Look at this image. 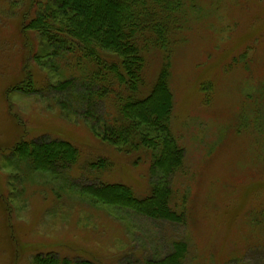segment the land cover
Here are the masks:
<instances>
[{"label":"rangeland","instance_id":"rangeland-1","mask_svg":"<svg viewBox=\"0 0 264 264\" xmlns=\"http://www.w3.org/2000/svg\"><path fill=\"white\" fill-rule=\"evenodd\" d=\"M39 1L0 0V264H32L54 252L143 264L168 254L178 239L189 244L187 264H264V99L255 94L264 82V0H184L187 20L170 66L173 133L186 157L175 182L182 224L80 192L86 183L105 181L146 196L151 158L115 149L80 111L62 108L63 99L69 107L78 103L47 86L50 78L62 79L45 57L48 43L24 33ZM160 66L153 53L148 81ZM31 77L36 92L18 90H27ZM42 138L73 143L78 163L58 174L32 169L16 147ZM101 160L107 168L93 165Z\"/></svg>","mask_w":264,"mask_h":264},{"label":"trees","instance_id":"trees-1","mask_svg":"<svg viewBox=\"0 0 264 264\" xmlns=\"http://www.w3.org/2000/svg\"><path fill=\"white\" fill-rule=\"evenodd\" d=\"M185 3L184 0H41L23 25L24 33L33 31L42 42L48 43L50 51L45 57L50 58L51 69L62 77L55 84L48 79L47 86L78 103L69 107L63 99L62 108L80 111L82 120L89 119L96 135L115 149L136 155L138 160L142 153L150 155L154 179L146 196H139L128 184L105 181L86 183L80 192L104 205L179 224L186 219L178 206L175 182L184 170L186 157L173 133L175 101L170 87V66L187 20ZM153 53L160 54L161 66L155 79L148 81L149 57ZM34 58L39 62L43 56ZM60 63L67 72L59 67ZM46 64L40 65L49 71ZM32 78L27 90L25 87L18 90L36 92ZM262 84L255 94L264 99ZM259 118L256 120L260 123ZM47 139L22 142L16 147L32 169L58 174L60 169L78 163L80 150L73 143ZM95 163L92 164L97 169H105L108 164L106 160ZM189 255L188 242L178 239L172 242L168 254L147 258L143 264H187ZM32 264L102 263L54 252L35 256Z\"/></svg>","mask_w":264,"mask_h":264}]
</instances>
